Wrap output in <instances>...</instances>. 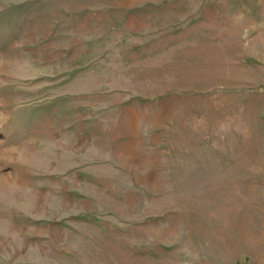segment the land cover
I'll use <instances>...</instances> for the list:
<instances>
[{"label": "rangeland", "instance_id": "374dc122", "mask_svg": "<svg viewBox=\"0 0 264 264\" xmlns=\"http://www.w3.org/2000/svg\"><path fill=\"white\" fill-rule=\"evenodd\" d=\"M0 264H264V0H0Z\"/></svg>", "mask_w": 264, "mask_h": 264}, {"label": "crops", "instance_id": "0c3cea01", "mask_svg": "<svg viewBox=\"0 0 264 264\" xmlns=\"http://www.w3.org/2000/svg\"><path fill=\"white\" fill-rule=\"evenodd\" d=\"M122 108H124V107H122ZM125 108H128L130 112H134V110H135V107L127 106ZM131 108H134V109H132V111H131ZM123 111L124 110L121 111V119L120 120L122 121L123 124H126V121H128L129 118H127L128 116L127 117L124 116V115L122 116ZM132 118L135 119V114H132ZM121 137H122V140L120 141L121 143L120 144H117V147L119 148V150H120V148H123L124 143H129V142L131 143L132 141H134V140H132V138H130V134L128 135L126 133V131L125 132L123 131ZM124 139H125V141L123 142ZM133 139H134V137H133ZM135 145L136 144H134V147H136ZM119 150H117V152H120L119 153L120 157H124L125 156V153L123 151H119ZM137 156H139L138 153H137Z\"/></svg>", "mask_w": 264, "mask_h": 264}]
</instances>
